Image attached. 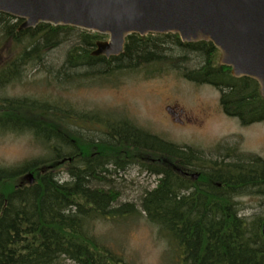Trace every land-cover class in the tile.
<instances>
[{
  "label": "trees",
  "instance_id": "obj_1",
  "mask_svg": "<svg viewBox=\"0 0 264 264\" xmlns=\"http://www.w3.org/2000/svg\"><path fill=\"white\" fill-rule=\"evenodd\" d=\"M22 22L0 14V32L5 40L0 54L8 51L1 55L7 59L0 65V91L21 77L22 65L40 58L39 42L43 49L50 50L62 41L60 32L77 30L42 24L19 31ZM77 31L80 41L67 54L59 72L63 76L82 66L92 69L87 72L90 75L116 73L122 65L149 67L173 59L172 50L177 48L183 50L178 61L189 55L201 59V67L184 72V77L217 87L226 115L237 118L243 126L264 122V99L258 84L248 78L235 79L230 69L220 67L219 51L212 43H182L177 35H132L121 56L106 59L91 55L96 43L105 37ZM27 39L33 48L12 59V49ZM167 39H172L171 43ZM176 66L181 65L177 62ZM157 70L162 72L161 68ZM105 124L114 139L107 145L106 140L103 145L94 144V140L83 137L85 128L77 135L69 109L28 98L0 99V132L29 131L50 153L48 159L17 167L0 166V264H62L64 260L74 264H127L89 232L97 218L110 220L135 212L128 204L112 208L120 193L105 190L100 183L102 176L96 175L98 164H91L99 163L104 153L155 160L154 165L149 164L151 174L159 178L158 185L145 193L142 211L177 245L179 264H264V215L241 216L235 198L244 193L264 197L263 158L216 162L210 166L214 172L203 171L200 179L192 182L175 169L197 171L195 162L203 160L201 152L181 148L129 123L121 125L124 134L117 131V126ZM94 152L99 154L92 159ZM77 157L80 169L74 174ZM63 166L69 176L65 182L55 172ZM28 173L37 176L36 183L20 186L22 176ZM203 180L220 182L222 189Z\"/></svg>",
  "mask_w": 264,
  "mask_h": 264
},
{
  "label": "rangeland",
  "instance_id": "obj_2",
  "mask_svg": "<svg viewBox=\"0 0 264 264\" xmlns=\"http://www.w3.org/2000/svg\"><path fill=\"white\" fill-rule=\"evenodd\" d=\"M1 34L0 47L5 44ZM59 34L62 41L53 49H43L41 42L38 43L40 58L22 65L21 77L0 91V99L28 98L69 109L73 120L78 119L85 128L84 133L91 136L103 137L105 121L111 125L127 122L181 148L201 152L203 160L195 162L197 171L216 162L234 163L252 157L264 159V122L243 126L237 118L224 113L220 104L221 91L217 87L196 84L184 77V72L201 67V59L197 56L189 55L183 63L178 61L183 50L174 48L173 59L161 64L136 68L122 65L121 70L107 75L87 74L92 69L82 66L71 70V75L63 76L59 72L67 61L69 50L78 45L81 33L73 30ZM167 41L171 43L172 39ZM30 42L27 39L13 48L12 59L24 50H31ZM7 52L2 50L0 65L7 59L1 55ZM175 60L181 66H176L177 62L173 65ZM158 68L161 73L155 71ZM168 107L184 112L185 123L174 122L167 112ZM49 157L48 148L29 131L0 132L1 167H17ZM65 168L55 171L61 175V182L69 180ZM113 176L100 182L105 190L120 193L112 208L128 204L135 212L110 220L97 218L89 229L90 234L127 264L181 263L177 245L147 219L140 207L145 193L157 187L158 176L136 165L121 176ZM235 198L241 216L264 215V197L244 193ZM62 264L74 263L64 260Z\"/></svg>",
  "mask_w": 264,
  "mask_h": 264
},
{
  "label": "water",
  "instance_id": "obj_3",
  "mask_svg": "<svg viewBox=\"0 0 264 264\" xmlns=\"http://www.w3.org/2000/svg\"><path fill=\"white\" fill-rule=\"evenodd\" d=\"M0 14L22 20L19 31L46 24L108 37L91 53L107 59L121 56L132 35L212 43L219 65L235 79L255 81L264 99V0H0ZM23 180L33 184L35 177Z\"/></svg>",
  "mask_w": 264,
  "mask_h": 264
},
{
  "label": "flooded vegetation",
  "instance_id": "obj_4",
  "mask_svg": "<svg viewBox=\"0 0 264 264\" xmlns=\"http://www.w3.org/2000/svg\"><path fill=\"white\" fill-rule=\"evenodd\" d=\"M167 112L173 118L174 122L179 123L180 125L185 123V121L183 119L184 112H182V111H180L178 109H174L173 110L170 107L167 108ZM78 121L79 120L76 119V131H77V135L79 136V130L83 129V127L80 126L81 124ZM122 123H127V122H119V124H112V125L117 126V131L122 133V134H124V131H122L120 129ZM110 133H111L110 128H108L107 125L104 123V126H103V137L97 136V137H95L93 139L88 137V136H86V137L83 136V137L87 138L88 141L94 140V144L96 143V144H99V145H101V144L103 145V143H104L103 140H106L104 145H107V144L110 143L111 138L114 139V137H110ZM93 147H94V145H93ZM94 153L91 155L92 159H94V156L96 154H99V153H95V154ZM75 162L76 163H75V166H74V170H76L79 167V165H80L78 157L76 158ZM149 163L154 165L155 164V160L154 159H148V158L144 159V158L140 157L139 155H135V156L131 157V156H126L125 154L122 156V155H111L109 153H104L101 156V161L99 163H96V162L93 161L91 164L92 165L98 164V165H101V166L104 167L103 174H102V176L104 178H103V181H101V183H102V182H105L107 179H109L112 174L114 176H116V175L121 176L122 174H124L129 169V167L135 166V165L140 167L146 173L151 174V167H150ZM175 171L181 177H183L184 179H186L188 181H192V182L198 181L200 179V177L204 174L203 171L214 172V170H212L210 168V166L209 167L208 166L204 167L203 170H199V171H194V170L193 171H191V170L190 171H183V170H177V169H175ZM192 174H198L199 177L198 178H193ZM151 175H154V174H151ZM203 182L206 183V184H212V185L218 187L219 189H222V186H223L222 183L213 182L211 180H203Z\"/></svg>",
  "mask_w": 264,
  "mask_h": 264
},
{
  "label": "bare ground",
  "instance_id": "obj_5",
  "mask_svg": "<svg viewBox=\"0 0 264 264\" xmlns=\"http://www.w3.org/2000/svg\"><path fill=\"white\" fill-rule=\"evenodd\" d=\"M83 135L86 137V136H88V137H90V138H95V137H97V136H95V135H90V134H86V133H84L83 132ZM80 168L78 167L76 170H74V174H77V172H78V170H79ZM103 169H104V167L103 166H101V165H98L97 166V168H96V175L98 176V177H101L102 176V174H103ZM90 174V173H89ZM88 174V175H89ZM156 176V175H155ZM25 177V175L24 176H22V179H21V183H20V186H23V184H26L27 186H32V185H34L35 183H36V181H37V177L34 175V177H35V180H34V183L33 184H30L29 182H27V181H24L23 180V178ZM103 177V176H102ZM114 177V176H113ZM104 178V177H103ZM63 182H65V181H63ZM92 182H95L94 180H92ZM145 196V195H144ZM143 196V197H144ZM143 197H142V199L140 200V203H141V209L143 210V207H142V200H143Z\"/></svg>",
  "mask_w": 264,
  "mask_h": 264
}]
</instances>
